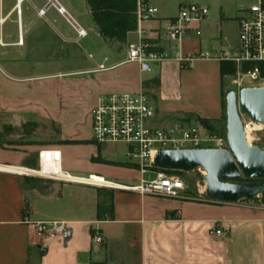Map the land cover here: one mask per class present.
I'll list each match as a JSON object with an SVG mask.
<instances>
[{"label": "crops", "instance_id": "1", "mask_svg": "<svg viewBox=\"0 0 264 264\" xmlns=\"http://www.w3.org/2000/svg\"><path fill=\"white\" fill-rule=\"evenodd\" d=\"M163 2L171 1L153 2L156 17L141 24L140 29L152 51L165 55L166 59L153 63L145 73L140 72L138 65L126 62L127 46L138 41L137 29L129 32L121 44L101 36L93 23L94 40L89 42L92 46L89 51L81 52L71 48L89 38L87 30L77 22H84L79 13L73 11L76 20L58 0L64 9L63 15L53 5L47 7L45 3L36 7L31 3L36 10V37L29 39L28 44L23 38L22 46H15V41L8 45L18 48L22 57L29 52L34 54L31 67L18 73L30 71L35 75L20 80L65 77L62 82L77 90L82 86L92 89L91 108L85 120L76 116L60 120L54 114L39 117L42 133L21 132L11 137L9 130H0V148L12 153L7 157L10 162L0 165L35 171L38 152L52 150L60 153L61 170L73 176L92 175L116 184L136 186L152 176L140 175L127 163L126 146L123 143L98 145L91 139V113L100 98L110 94L145 93L155 111L150 125L163 130L191 124L204 129L197 119L221 120L224 78L220 63L197 58L190 66L182 67L174 56H198L196 51L225 49V27L230 20L237 28L241 8L231 17L222 8L200 1V5L208 8V16L193 24L180 41L171 42L167 28L180 7L191 2L176 1L174 12L164 7ZM43 7L45 14L40 17L37 10ZM50 8L53 11L48 14ZM59 19L73 31L72 37L66 30L58 32L54 27L53 23ZM76 25L86 32L84 38H77ZM66 46L69 53L57 52L58 47ZM154 80H159L158 86ZM42 86L34 88L29 97L25 94L27 89L16 88L15 92L22 96L9 105L15 111L26 106H45ZM9 122L21 126L27 121L15 115ZM23 137L26 139L18 141ZM98 189L0 171V264H264V207L112 190V218L100 221ZM38 222L62 223L65 234L39 239L32 227ZM214 226L222 229L224 235H210ZM95 230L103 237L101 246L92 245Z\"/></svg>", "mask_w": 264, "mask_h": 264}, {"label": "built area", "instance_id": "2", "mask_svg": "<svg viewBox=\"0 0 264 264\" xmlns=\"http://www.w3.org/2000/svg\"><path fill=\"white\" fill-rule=\"evenodd\" d=\"M26 0H15L12 12L16 15V40L15 46L23 45L24 31L21 23L22 5ZM57 12L63 15L64 10L57 1L52 4ZM156 1L167 0H136L135 17L137 24L138 41L127 46L126 62L136 64L140 72L151 70L153 63H161L166 59L152 51V47L145 42L141 24L151 21L156 17L157 8L153 5ZM180 1V0H176ZM1 2V0H0ZM37 14L43 17L45 7L38 9ZM208 16V8L198 3H186L180 7L175 20L167 28V38L171 42L180 41L191 29L193 24L200 23ZM2 17L0 14V49L8 46L3 41L1 34ZM237 41L236 44L221 51L205 52L198 56L175 55L174 59L182 67H188L196 60L209 59L219 63L233 66V74H225L228 89L239 92L247 88H264V0H254L247 7L241 9L237 16ZM75 31L78 39L86 36V32L76 25ZM155 116L154 109L149 104L148 96L143 92L110 94L99 99L91 113L90 127L91 139L98 145L106 143H123L126 146V160L140 175L150 174V180H141L139 185H120L105 180L103 177L87 176L79 178L61 170L60 153L58 151L38 152V167L35 171L21 172V168L2 166L0 171L14 172L24 175H36L43 172L46 167L45 177L50 180L65 184H81L91 187H100L113 191H125L141 196L155 195L171 198H184L183 183L177 177L170 175L166 170L154 167L153 160L160 150L166 149H228L226 135L206 136L202 134L203 127L197 125H179L174 129L163 130L154 128L150 122ZM242 128L248 141L253 140V135L262 129L247 117H241ZM260 126L261 129H258ZM205 129V127H204ZM207 130V129H205ZM12 168L17 171H7ZM28 171V170H26ZM33 172V173H32ZM37 238H54L65 234L62 223L38 222L32 225ZM210 235L223 236L224 231L215 226L209 231ZM92 245L101 246L104 242L98 231L92 232Z\"/></svg>", "mask_w": 264, "mask_h": 264}, {"label": "rangeland", "instance_id": "3", "mask_svg": "<svg viewBox=\"0 0 264 264\" xmlns=\"http://www.w3.org/2000/svg\"><path fill=\"white\" fill-rule=\"evenodd\" d=\"M171 2H163L161 3L164 7H168L172 12L176 11V0H167ZM201 2H205L207 4H212L217 6V8H222V12L227 15L234 17L236 11L238 9H243L247 7L249 4L254 2V0H188V2H193L198 4ZM15 0H1L0 2V14L2 17H8L6 22L1 27V34L3 37V41L10 45L16 40V15L12 12V8ZM61 6L73 17L76 19L73 11L79 13L83 19V23L77 22L87 30L89 38H87L81 44L71 46V48H75V50H80L81 52L85 50H90V46L92 43L89 42L94 40V24L90 18V14L88 11L86 0H58ZM33 3L36 7H41L45 3L48 4L47 0H26L22 5V15H21V23L24 31V39L26 44H28V40L32 37H36L35 33L37 30V22H36V10L31 4ZM51 5V4H49ZM52 6V5H51ZM53 11L52 8L49 9L48 14ZM239 13V12H238ZM237 22V21H236ZM54 27L61 32L66 30L69 36H73L74 33L70 29V27L62 20L59 19L53 23ZM66 33V34H67ZM225 38L227 44L224 48H229L236 44L237 41V28L233 22L229 20L228 24L225 27ZM87 43L89 45H87ZM192 46V44H191ZM57 52L62 55H66L70 51L66 48L58 47ZM3 53V56H0V130L5 132L4 130H9V135L14 137L18 133L26 132V133H42V126L40 122H38L39 117H48V116H60L59 119L69 118L70 116L80 117L85 120V118L89 115L91 108V99L89 94L92 92L90 87L82 86L80 89H76L75 87L69 86L66 82H62L65 80V77H53L47 78L43 80H32V81H21L20 79L24 76H33L34 72L28 73H18V71H22L25 68L31 67L30 62L33 59V55L31 52L27 53L25 57H22L20 52H18V48L14 46H8L7 48H2L0 50V54ZM195 54H201L199 51H196ZM219 63V62H218ZM4 72V73H3ZM43 85V96L45 97L47 104L45 106H29L19 108L15 111L12 106L9 105V102L13 103L16 100H20L19 97L22 95H18L16 91L17 89L23 88L27 89L28 92L25 94L27 97L30 96L31 92L34 88ZM224 95H223V123L225 125V95L231 91L228 89L227 80L224 79ZM59 103H61L59 105ZM32 112L35 115H32ZM54 114V115H53ZM15 115H18L23 120L25 119L27 122H21V126H16L12 122H9L11 118H14ZM205 127V126H204ZM66 131H69V128L66 127ZM204 130V129H203ZM202 134L206 136H210L207 130L201 131ZM0 134L1 131H0ZM226 135L225 128L223 132H216V136ZM253 140H249L251 145H256L260 148L264 147V127L259 130L253 136ZM26 138L23 137L18 141H23ZM27 139H31V137H27ZM4 143V140L3 142ZM22 143V142H19ZM1 144V141H0ZM12 155L11 152L2 150L0 148V163H9L7 157ZM170 175L177 177L183 183L184 191L182 192V197L184 198H192V199H207L205 197V189L206 183L203 180V177L206 176V172L202 169L194 170L189 172L183 171H171ZM115 180V179H114ZM243 184L248 183H258L259 181L254 180H245L242 179L240 181ZM262 183V182H261ZM241 203L250 204L255 207H264V196L260 195L257 198L250 201H241Z\"/></svg>", "mask_w": 264, "mask_h": 264}, {"label": "water", "instance_id": "4", "mask_svg": "<svg viewBox=\"0 0 264 264\" xmlns=\"http://www.w3.org/2000/svg\"><path fill=\"white\" fill-rule=\"evenodd\" d=\"M242 116L264 127V88L229 91L225 95L228 149L160 150L154 157V167L166 171L204 170L205 197L213 202L238 203L264 194V147L248 145ZM242 179L259 182L243 184Z\"/></svg>", "mask_w": 264, "mask_h": 264}, {"label": "trees", "instance_id": "5", "mask_svg": "<svg viewBox=\"0 0 264 264\" xmlns=\"http://www.w3.org/2000/svg\"><path fill=\"white\" fill-rule=\"evenodd\" d=\"M92 22L98 28L99 34L109 39H115L123 44L126 35L137 28L135 8L136 0H86ZM234 68L230 64L220 63V74H233ZM156 86L159 80H154ZM199 124L206 126L210 136L216 132H223L225 125L223 119L210 121L197 119ZM169 174L171 171H167ZM264 196V194H262ZM97 218L100 221L109 220L113 215V191L105 188L97 190Z\"/></svg>", "mask_w": 264, "mask_h": 264}, {"label": "bare ground", "instance_id": "6", "mask_svg": "<svg viewBox=\"0 0 264 264\" xmlns=\"http://www.w3.org/2000/svg\"><path fill=\"white\" fill-rule=\"evenodd\" d=\"M57 0H50V2L52 3V4H54L55 2H56ZM62 8V7H61ZM63 9V8H62ZM64 10V9H63ZM8 19V17L5 19V20H2V24H4L5 22H6V20ZM259 128L258 129H261L260 128V126H258ZM248 138V141L250 140V136H248L247 137ZM5 170H7V171H17V170H13L12 168H4ZM21 172H29V171H26V170H20ZM33 173V172H32ZM46 174V167H44V170H43V172H40V173H38V174H36V175H40V176H43V175H45Z\"/></svg>", "mask_w": 264, "mask_h": 264}]
</instances>
